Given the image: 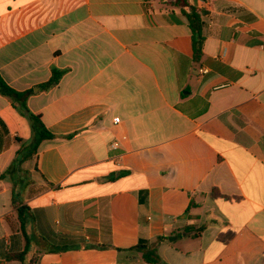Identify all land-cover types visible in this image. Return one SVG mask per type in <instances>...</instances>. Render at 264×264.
<instances>
[{"label": "crops", "instance_id": "obj_1", "mask_svg": "<svg viewBox=\"0 0 264 264\" xmlns=\"http://www.w3.org/2000/svg\"><path fill=\"white\" fill-rule=\"evenodd\" d=\"M173 2L0 0V74L55 135L5 175L32 130L0 95V264H149L161 237L166 264H264V0H188L199 62Z\"/></svg>", "mask_w": 264, "mask_h": 264}, {"label": "trees", "instance_id": "obj_2", "mask_svg": "<svg viewBox=\"0 0 264 264\" xmlns=\"http://www.w3.org/2000/svg\"><path fill=\"white\" fill-rule=\"evenodd\" d=\"M173 5L176 7H180L182 9L183 14L188 19L189 26L192 32V46L194 50V60L199 62L203 55V48L205 43L204 36V22L202 20V16L200 12L190 5L188 0H174ZM61 72L54 70L53 76L51 80L44 85V87L49 88L55 84H57L61 78ZM0 95L9 98L14 107L28 119L30 122L32 136L30 140L22 145L20 150L17 152L16 157L12 163V165L8 168L5 175L15 176L17 172H21V166L28 160L32 159L40 148V145L45 140H51L55 138V135L46 127L44 122L42 121L41 115L33 113L27 104L28 97L30 96L29 91L20 92L12 87H10L5 79L0 74ZM220 197L222 196L218 193ZM226 198V197H224ZM27 206H21L18 208L19 218L21 220L22 225L25 224V220L23 218L24 210ZM201 230H199L200 232ZM186 234L189 235V229H186ZM198 232V234H199ZM196 235V234H195ZM164 240V238H158L155 242L149 241H140V243L130 249V251L141 254V258L144 262L149 264H166L158 254V245ZM51 252H57L53 246L52 249H49ZM13 260L21 261L23 264H27L28 252L25 250L24 252L14 253L9 256ZM33 260V259H32Z\"/></svg>", "mask_w": 264, "mask_h": 264}, {"label": "built area", "instance_id": "obj_3", "mask_svg": "<svg viewBox=\"0 0 264 264\" xmlns=\"http://www.w3.org/2000/svg\"><path fill=\"white\" fill-rule=\"evenodd\" d=\"M205 70H206V69H202V70H201V72H203V73H204V72H205ZM120 121H121V119H120V118H118V117L114 119V123H115V124H118V123H120ZM115 145H116V144H115Z\"/></svg>", "mask_w": 264, "mask_h": 264}, {"label": "water", "instance_id": "obj_4", "mask_svg": "<svg viewBox=\"0 0 264 264\" xmlns=\"http://www.w3.org/2000/svg\"><path fill=\"white\" fill-rule=\"evenodd\" d=\"M174 240H176V237H171L170 238V241H174Z\"/></svg>", "mask_w": 264, "mask_h": 264}]
</instances>
